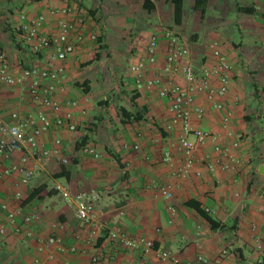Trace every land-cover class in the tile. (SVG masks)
Masks as SVG:
<instances>
[{
	"label": "crops",
	"instance_id": "1",
	"mask_svg": "<svg viewBox=\"0 0 264 264\" xmlns=\"http://www.w3.org/2000/svg\"><path fill=\"white\" fill-rule=\"evenodd\" d=\"M120 1L126 2L0 0V53L5 55L11 73L18 75L23 68L32 66L64 68L66 79L52 97L64 105V111L72 112L77 125L75 132L52 129L39 137L40 145L47 150L55 149L54 140L60 139V157H50L41 164L31 160L34 176L27 185L20 183L18 174L0 178V201L8 203L16 223L21 225L29 215L37 217L28 227L30 238L25 232L14 234L2 221L5 232L0 234V264H172L161 262L159 251L191 264H264V0H207L202 19L194 8L195 0H183L178 26L173 23L170 0H148L154 7L151 12L142 8L144 0L131 5L137 9L136 16L146 17L144 25L150 26L152 34L165 28L174 30L187 45L190 59L198 69L214 64L213 46L233 66L226 94L215 99L222 104V110L213 109L214 101L207 99L205 93L195 95L194 105L202 109L203 118L198 121L192 115L191 127L212 133L216 140L198 146L194 153L197 162L183 178L174 175L181 166L182 155L176 146H170L176 142L178 129L167 132L164 128L169 119L166 99L159 98L154 89H135L129 71L126 90L136 93L134 102L129 95L128 106L109 102L98 106L101 100L90 99L93 83L81 67L82 62L93 59L97 52L95 43L85 42L60 62L54 49L34 54L22 38L20 26L39 14L47 17L44 32L55 35L57 22L66 16L49 15V11L70 6L83 12L85 34L102 37V43L107 45L109 34L105 32L107 19L103 11ZM88 11L95 12L98 21ZM152 15L155 24L146 21ZM73 16L70 13L67 18ZM137 39L139 44L134 49L141 57L146 38L139 33L134 36V41ZM163 63L162 43L157 64L148 67L146 78L157 76ZM84 81H88L90 89L86 94L77 86ZM29 83L0 85V124H13V112L19 117L49 114L32 100ZM119 107L140 113L143 120L121 123ZM95 122V132L84 146L89 152L83 153L76 145L85 134L84 129ZM0 137L9 141L7 135ZM234 141L239 142L237 156L241 165L210 171L199 162L213 159L215 146L228 147ZM135 145L136 150L132 148ZM167 150L172 160L163 164L161 158ZM61 157L67 160L66 164L60 163ZM20 158L18 152L6 159L0 157V173L19 164ZM57 184L67 189L73 199L82 192L99 195L90 225L77 219L74 203L61 197L55 190ZM157 185L170 186L171 198L158 194L153 189ZM187 202L198 203L208 215L232 228L211 230ZM113 228H120L130 238L151 242L153 249H130L109 241L107 233ZM51 236L59 243L40 251V241ZM92 257H97L96 263H92ZM199 257L203 263L197 261Z\"/></svg>",
	"mask_w": 264,
	"mask_h": 264
},
{
	"label": "built area",
	"instance_id": "2",
	"mask_svg": "<svg viewBox=\"0 0 264 264\" xmlns=\"http://www.w3.org/2000/svg\"><path fill=\"white\" fill-rule=\"evenodd\" d=\"M70 13L74 16L68 19ZM56 14L66 16V18L57 22L55 35L44 32L47 24L45 14L36 15L20 26L22 38L32 53L41 54L52 48L55 51V58L63 62L74 54L78 46L84 45L85 42L96 43L97 37L95 35L85 34L83 12L75 11L70 6L61 10L49 11V15ZM162 43L164 46V63L159 67L157 76L146 78L148 67L157 64ZM212 57L214 58L212 66H204L198 69L190 59L189 49L181 41L179 35L171 28H165L159 33L151 34L145 44L143 56H138L136 61L129 67V71L133 75L135 89L141 87L154 89L159 98L166 99L169 103V119L164 128L167 132H172L175 128L178 129L176 142L170 144L172 148L176 146L182 155L181 166L174 172L177 178L186 177L190 168L197 162L194 153L198 146L206 141L213 142L216 140L212 133L192 129L190 124L192 115L198 121L203 118L202 109L194 105V98L198 93H205L207 99L214 101L213 109H223L222 104L215 99L222 98L226 94L233 66L226 55L216 46H213ZM65 79V71L62 67L51 69L49 67L32 66L23 68L18 75H14L10 71L5 55L0 53V85L16 86L30 81L29 94L32 100L38 102L40 106L49 112V114L44 112L30 113L22 117L13 112L10 114L13 124L9 126L0 124V135L4 134L9 138V141H5L0 137V157L6 159L14 152L21 155L20 163L10 165L2 170L0 178L18 174L20 183L27 185L34 176V170L29 166L31 160L35 164H41L50 157H60V139L54 140L55 149L53 150L44 149L38 139L52 129L68 132L76 131L77 125L74 122L72 112L64 111V105L52 97L57 86L63 83ZM67 104L73 105L74 103ZM228 116L227 114L225 118L227 119ZM238 146V141H234L228 147L217 145L214 147L216 156L213 159H201L199 162L205 164L210 171H214L216 168H227L229 165L239 166L242 164V160L237 156ZM132 148L136 150L138 146L135 145ZM81 150L83 153L89 152L87 147H83ZM94 156L97 157V154ZM171 160L170 150L165 151L161 162L170 164ZM59 161L62 164L67 163V160L62 157L59 158ZM225 163L227 164L225 165ZM153 189L165 199H170L172 196L168 185H157ZM55 190L60 193L65 201L74 203L75 215L82 224L87 226L92 223L95 204L99 199L97 193L82 192L73 199L70 192L61 185L57 184ZM4 220L12 228L14 234L25 232V235L30 238L32 233L28 230V227L33 221L37 220V217L33 215L26 216L22 224L19 225L16 223L15 214L11 211L8 203L0 201V224ZM4 232V227L0 225V234ZM107 239L130 249L145 251L153 249L151 242L145 239L130 238L120 228L110 229L107 233ZM58 243L59 240L54 236L48 237L46 240L40 241L39 250L43 251L45 248ZM158 255L159 260L163 263L191 264L180 262L167 251H159ZM97 260V257L91 259L92 263H96ZM197 261L204 262L200 257L197 258Z\"/></svg>",
	"mask_w": 264,
	"mask_h": 264
},
{
	"label": "rangeland",
	"instance_id": "3",
	"mask_svg": "<svg viewBox=\"0 0 264 264\" xmlns=\"http://www.w3.org/2000/svg\"><path fill=\"white\" fill-rule=\"evenodd\" d=\"M126 2L120 1L114 6L105 7L107 10V12L103 11L107 19L104 22L105 32H107L106 35L109 34L107 49L101 52V59L97 63L85 66L88 62L85 60L81 67L93 83V92L89 94L90 99L128 106V97L131 92L126 90V80L128 81L131 75L129 67L137 59L134 47L139 44V39L134 41V36L140 33L147 42L152 29L144 25L143 18L145 20L146 17L141 18L139 14L135 15L137 9L131 5L136 4L137 0H126ZM155 20L156 18L152 15L151 19L146 21L155 24ZM101 23L99 19V24ZM97 50L98 47H95L94 51ZM95 54L96 52L92 58Z\"/></svg>",
	"mask_w": 264,
	"mask_h": 264
},
{
	"label": "trees",
	"instance_id": "4",
	"mask_svg": "<svg viewBox=\"0 0 264 264\" xmlns=\"http://www.w3.org/2000/svg\"><path fill=\"white\" fill-rule=\"evenodd\" d=\"M33 1H36V0H33ZM170 1L173 5V23L175 26H178L181 23L183 0H170ZM206 7H207V0H195L194 8H195V10L200 12L201 19L203 18L204 14H205ZM142 8L148 12H151L154 9L152 3L148 0L143 1ZM88 14L92 18H94L95 21H98L95 18V12L88 11ZM102 42H103L102 37H99L96 40L98 50H97L94 58L91 59L90 61H88L87 63H85V66L93 65L101 59V52L107 49V45L103 44ZM77 86L82 87L83 92L85 94L90 91L88 81H84L80 85L77 83ZM136 98H137L136 93L131 92L130 93V100L132 102H134V100ZM107 104H108L107 101H99L97 103L98 106L107 105ZM118 112H119L120 122L123 124L124 123H132V122H140L143 120V115H140V113H132L131 111L127 110L124 107H119ZM97 125H98V123L95 122L94 124H91L89 127L84 129L85 134L83 135L82 139L77 143V145H76L77 149L78 148L82 149L85 146V144L90 141V136L95 132ZM111 156L114 159L117 158V157H114L113 155H111ZM186 204L188 206H190L191 208H193L208 223L211 230L224 231L226 229L232 228V226H229L228 224L220 223L219 221L215 220L212 216L208 215L204 210L201 209V207L198 203L187 202Z\"/></svg>",
	"mask_w": 264,
	"mask_h": 264
}]
</instances>
